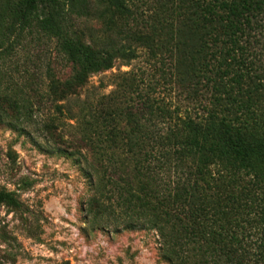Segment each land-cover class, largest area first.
Segmentation results:
<instances>
[{"label": "trees", "instance_id": "1", "mask_svg": "<svg viewBox=\"0 0 264 264\" xmlns=\"http://www.w3.org/2000/svg\"><path fill=\"white\" fill-rule=\"evenodd\" d=\"M129 3L0 0V62L32 29L55 38L72 73L48 91L63 101L116 60L129 66L142 51L154 66L168 57L172 84L199 93L198 110L178 116L179 108L155 102L154 81L129 80L137 100L123 108L122 129L110 120L80 130L91 154L88 222L154 230L167 264H264V74L249 52L264 37V0H160L144 19ZM92 15L116 31L100 44L69 30L72 16ZM155 115L169 120L161 134ZM156 155L186 174L161 182L151 167ZM0 206L16 207L14 193L0 189Z\"/></svg>", "mask_w": 264, "mask_h": 264}, {"label": "rangeland", "instance_id": "2", "mask_svg": "<svg viewBox=\"0 0 264 264\" xmlns=\"http://www.w3.org/2000/svg\"><path fill=\"white\" fill-rule=\"evenodd\" d=\"M159 1L130 0L129 4L144 19ZM69 25V30L81 31L86 41L97 44L116 32L93 15L72 16ZM249 52L254 68L264 74V37ZM162 61L155 60L153 66L146 52L139 51L129 66L116 60L110 70L91 76L78 95L58 101L48 84L72 72L56 39L32 29L9 49L0 62V97L5 109V113L0 110V189L13 192L17 206H0V264H167L154 230L114 231L113 225L89 224L85 208L93 194V178L87 175L91 174V154L78 141L80 130L84 132L88 124L94 128L114 120L122 129L121 112L136 99L129 80L139 86L140 80L144 84L154 81L157 104L179 108L178 116L187 111L194 114L200 94L189 96L176 88L169 75L170 59ZM126 88L129 93L125 95ZM154 117L152 125L161 134L169 120ZM171 117L174 121L175 114ZM125 131L118 135L125 138ZM73 143L80 148L72 147ZM156 157L160 162L154 158L151 167L154 164L161 182L171 185L186 174L173 160ZM258 237L254 234L252 240ZM250 246L259 250L256 244Z\"/></svg>", "mask_w": 264, "mask_h": 264}]
</instances>
